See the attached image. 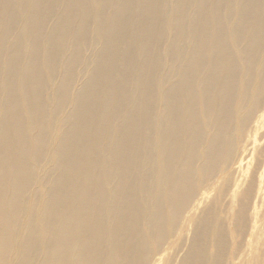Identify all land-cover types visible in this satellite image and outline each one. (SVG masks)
Here are the masks:
<instances>
[{
    "label": "bare ground",
    "instance_id": "6f19581e",
    "mask_svg": "<svg viewBox=\"0 0 264 264\" xmlns=\"http://www.w3.org/2000/svg\"><path fill=\"white\" fill-rule=\"evenodd\" d=\"M0 264H264V0H0Z\"/></svg>",
    "mask_w": 264,
    "mask_h": 264
},
{
    "label": "rangeland",
    "instance_id": "374dc122",
    "mask_svg": "<svg viewBox=\"0 0 264 264\" xmlns=\"http://www.w3.org/2000/svg\"><path fill=\"white\" fill-rule=\"evenodd\" d=\"M184 250H185V248H184ZM184 250H183V252H184ZM183 252H182V253H180V256H181V254H183Z\"/></svg>",
    "mask_w": 264,
    "mask_h": 264
}]
</instances>
